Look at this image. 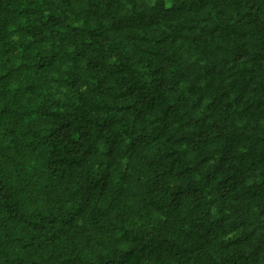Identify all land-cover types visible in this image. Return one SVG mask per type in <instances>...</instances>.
Here are the masks:
<instances>
[{
    "label": "trees",
    "instance_id": "1",
    "mask_svg": "<svg viewBox=\"0 0 264 264\" xmlns=\"http://www.w3.org/2000/svg\"><path fill=\"white\" fill-rule=\"evenodd\" d=\"M0 264H264V0H0Z\"/></svg>",
    "mask_w": 264,
    "mask_h": 264
}]
</instances>
